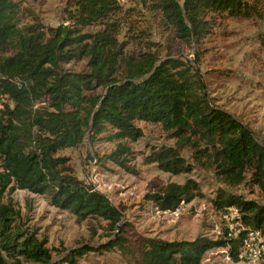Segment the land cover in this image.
<instances>
[{"label":"trees","instance_id":"obj_1","mask_svg":"<svg viewBox=\"0 0 264 264\" xmlns=\"http://www.w3.org/2000/svg\"><path fill=\"white\" fill-rule=\"evenodd\" d=\"M150 1L163 26L189 49H198L222 18L264 19V0ZM122 13L120 0H70L68 24L44 29L23 24L15 0H0V264H79L86 255L115 249L132 254L125 238L109 235L98 247L56 249L65 254L57 261L48 239L23 224L10 196L17 190L50 195L54 207L78 221L97 218L114 230L123 211L81 180L71 159L59 153L87 138L93 146L114 143L102 161L135 173L130 144L144 137L140 122L161 125L175 141L153 149L147 164L172 175L200 167L226 186L257 187L264 194V142L215 105L187 62L162 59L149 48L130 50L134 42L149 45L148 33L133 26L122 40ZM71 63L85 66L67 69ZM203 196L200 183L190 178L145 199L160 212L174 213ZM213 203L220 212L236 207L249 228L264 233V202L220 189ZM241 244V237L147 238L137 264H204L207 253L219 248L231 262L212 264H239Z\"/></svg>","mask_w":264,"mask_h":264},{"label":"rangeland","instance_id":"obj_2","mask_svg":"<svg viewBox=\"0 0 264 264\" xmlns=\"http://www.w3.org/2000/svg\"><path fill=\"white\" fill-rule=\"evenodd\" d=\"M15 1L21 4L23 24H40L44 29L68 24L70 0ZM120 3L123 7L120 38L126 39L129 28L133 26L137 32L148 33L145 40L149 45L134 42L130 44V50L149 48L162 59L189 60V65L196 71L199 69L197 73L215 105L230 112L264 142V19L222 18L214 33L198 49L197 46L189 49L175 38L173 31L163 26L150 0H120ZM84 66V63H71L66 68L82 70ZM138 126L143 129L144 137L130 144L135 152V173L126 172L108 160L102 161L103 156L115 149L114 143L101 142L93 146L87 138L78 148L59 153L71 159L81 180L94 185L123 211V221L114 230L101 219L78 221L69 211L54 207L50 195L17 190L10 196L20 210L21 221L26 228L37 230L40 239H48V247L53 250L55 259L65 255L58 254L54 251L56 249L72 251L83 243L98 247L121 236L127 240L126 245L132 254L124 255L119 249L96 252L81 258L79 264H137L147 238L180 241L194 240L203 235L211 239L219 237L221 213L213 202L220 189L264 202V194L259 188L226 186L211 171L200 167L191 174L172 175L156 165L147 164L145 158L153 149L173 146L175 141L161 125L140 122ZM90 154L93 160L87 161ZM184 155L192 162L189 154L184 152ZM190 178L200 183L204 196L183 204L179 212H160L145 199L146 194L159 192L169 183L182 184ZM8 200L6 196L3 202ZM109 235L114 236L108 239ZM228 256L226 249H215L207 253L204 264L230 262Z\"/></svg>","mask_w":264,"mask_h":264},{"label":"built area","instance_id":"obj_3","mask_svg":"<svg viewBox=\"0 0 264 264\" xmlns=\"http://www.w3.org/2000/svg\"><path fill=\"white\" fill-rule=\"evenodd\" d=\"M220 213L219 235L226 238L241 237L239 264H264V233L261 230L249 228L236 207L225 208Z\"/></svg>","mask_w":264,"mask_h":264},{"label":"water","instance_id":"obj_4","mask_svg":"<svg viewBox=\"0 0 264 264\" xmlns=\"http://www.w3.org/2000/svg\"><path fill=\"white\" fill-rule=\"evenodd\" d=\"M187 62L189 63V60H187ZM197 72L199 73V69L197 70ZM90 160H93L91 154H90V155L88 156V158H87V161H90ZM90 186H91V188H92L94 191H98L94 185H90ZM99 192H100V191H99ZM58 260H59V259H57V261H58Z\"/></svg>","mask_w":264,"mask_h":264}]
</instances>
